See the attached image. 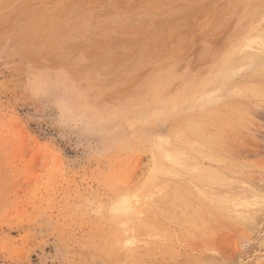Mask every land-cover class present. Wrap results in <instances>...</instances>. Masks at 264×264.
Instances as JSON below:
<instances>
[{"label":"rangeland","instance_id":"1","mask_svg":"<svg viewBox=\"0 0 264 264\" xmlns=\"http://www.w3.org/2000/svg\"><path fill=\"white\" fill-rule=\"evenodd\" d=\"M254 3L0 0V264H264V70L215 77ZM205 108L195 181L153 143Z\"/></svg>","mask_w":264,"mask_h":264},{"label":"bare ground","instance_id":"2","mask_svg":"<svg viewBox=\"0 0 264 264\" xmlns=\"http://www.w3.org/2000/svg\"><path fill=\"white\" fill-rule=\"evenodd\" d=\"M237 1V0H235ZM253 2H255L254 4H244V13L242 18L239 20L238 24H237V28L236 31L234 33H231L230 36L228 37V42H229V49L225 52H222L220 54V58L216 61L217 65H215L214 67L216 68V72L215 73V77L217 79V82H221L225 79H227V81L231 79V77H233V75L235 73H240L239 71L242 72L243 69H245V76L249 77V76H255L257 71L259 70H264V7H260V5H258L256 3V0H252ZM192 2V1H190ZM189 2V4H190ZM193 4V2L191 3ZM194 6V5H193ZM192 7V6H191ZM200 9V8H199ZM194 11V10H193ZM221 12V11H220ZM223 12V11H222ZM242 12V11H241ZM176 14V13H175ZM186 15V14H184ZM199 15V14H198ZM184 17V16H183ZM188 18V17H187ZM205 18V17H204ZM250 18H255L252 22L250 21ZM130 19V18H129ZM203 20V19H202ZM100 21V20H99ZM167 22V21H166ZM186 22V21H185ZM174 23V22H173ZM259 24L258 26H255V24ZM189 24V23H188ZM152 25V24H151ZM168 26H170L168 24ZM120 27V26H119ZM125 28V27H124ZM179 28V27H178ZM129 29V28H128ZM166 29H168L166 27ZM201 29V28H200ZM127 30V29H126ZM155 30V29H154ZM106 31V30H105ZM134 31V29H133ZM149 31V30H148ZM178 32V31H177ZM165 33V32H164ZM148 34V33H147ZM146 34V35H147ZM168 34V33H167ZM152 35V34H151ZM156 35V33H155ZM164 36V34H163ZM157 37V36H156ZM161 37V36H160ZM165 37V36H164ZM171 37V36H170ZM155 39V37H154ZM153 39V40H154ZM138 42V41H137ZM167 42V41H166ZM169 42V41H168ZM170 43V42H169ZM161 44V43H160ZM112 57V56H111ZM213 65V64H212ZM247 69V70H246ZM209 71V69H208ZM207 71V72H208ZM215 71V70H214ZM260 72V71H259ZM237 73V74H238ZM206 76L207 74L209 75V73H205ZM244 75V74H243ZM257 76V75H256ZM213 78V77H212ZM242 78V77H241ZM194 79V78H193ZM257 79V77H256ZM208 80V79H207ZM206 80V81H207ZM204 81V80H203ZM210 81V80H209ZM207 81V82H209ZM202 83V88H203V94H201L203 97L204 93H212L215 92V88H219V91L221 90V87L219 86H213L211 83ZM263 82V81H262ZM228 82H226L227 84ZM234 84V83H232ZM242 84V83H241ZM257 85V84H255ZM198 86V85H197ZM221 86H222V82H221ZM234 86V85H233ZM258 87V86H257ZM261 87V86H260ZM201 88V89H202ZM239 89V88H238ZM245 89V88H244ZM254 89V88H253ZM248 90V89H247ZM202 91V90H200ZM235 91V90H234ZM250 91V90H249ZM236 92V91H235ZM261 92V91H260ZM230 93V92H229ZM233 93V92H231ZM251 93V92H250ZM205 94V95H206ZM239 94V93H236ZM253 94V93H252ZM229 95V94H228ZM242 95V94H241ZM244 95V94H243ZM245 96V95H244ZM198 97V98H201ZM243 97V96H242ZM209 98V97H208ZM206 98V100L208 99ZM232 98V97H231ZM205 98H201V100H204ZM195 100V99H194ZM211 100V98H210ZM232 100V99H231ZM201 102V101H200ZM204 102V101H203ZM202 102V103H203ZM205 103V102H204ZM203 103V104H204ZM208 103V101H207ZM206 103V104H207ZM212 103V102H211ZM225 103V102H224ZM201 104V103H200ZM215 104V103H214ZM229 104V103H228ZM235 106V105H234ZM238 107V106H237ZM241 107V106H240ZM190 109V108H188ZM187 109V110H188ZM198 109V108H197ZM228 109V108H227ZM233 109V108H232ZM239 109V108H238ZM191 110V109H190ZM193 110V109H192ZM241 111V110H240ZM209 110L205 108V110L203 109H199V111L196 113L194 112V114H196L193 118L190 117H181V121L178 122L177 127L175 128H171L170 129V135L168 140H160L161 138H159V140H156V142H154L153 144H155V149H156V155L158 156V158L161 157H167V158H172L171 161H173L174 163L177 164H184L186 166V169H193V167L195 166V168H197V173L193 175L191 174V176H194V179L196 178L198 181H204V180H209L211 179L212 173L211 174H207V172H205V170L208 169H202L201 172H199L200 166H201V158L202 157H208L211 156L213 153H211V147L214 146H210V144H212L213 142L209 139V134L208 136L203 133L200 132V129H203L204 124L200 123L201 121L204 120L205 117H207L209 115ZM214 112V111H213ZM216 112V111H215ZM193 113V112H192ZM202 115H201V114ZM229 113V112H228ZM237 113V112H236ZM211 114V113H210ZM232 114V113H231ZM210 116V115H209ZM207 119V118H206ZM215 119V118H214ZM165 120V119H164ZM223 121V120H222ZM208 123V122H207ZM227 124V123H226ZM174 125V124H173ZM205 132V131H204ZM159 136V135H158ZM212 136V135H211ZM166 138V137H165ZM211 138V137H210ZM151 141V140H150ZM155 141V140H154ZM187 147V148H186ZM217 149V148H213ZM190 151L192 152L191 158H190ZM215 151V150H214ZM188 157L189 161H184V159ZM214 157V156H212ZM187 158V159H188ZM204 159V158H203ZM202 159V160H203ZM210 159V157H209ZM164 160V159H163ZM170 160V159H169ZM184 161V162H183ZM201 163V164H200ZM190 165L192 167H190ZM200 165V166H199ZM172 166V165H171ZM185 166L183 167V169L185 168ZM162 167V166H161ZM169 167V165H168ZM182 168V167H181ZM182 169V171H183ZM148 170V168H147ZM176 170L173 169V167H171V171L169 172H174ZM187 170H184V172ZM190 171V170H189ZM209 171V170H208ZM180 172V171H179ZM182 174V173H181ZM180 175V174H179ZM215 175V174H213ZM217 175V174H216ZM183 176V175H182ZM155 177V175H154ZM171 177V176H170ZM188 177L190 178V176L188 175ZM216 178V176H214V179ZM154 179V178H153ZM195 179V181H196ZM217 179H218V175H217ZM193 181V179H191ZM194 181V182H195ZM213 181V180H212ZM204 184V183H203ZM212 184V182H211ZM126 185V184H125ZM139 185V184H138ZM229 187V186H228ZM158 192V191H157ZM223 192V191H222ZM248 192V190H247ZM253 193L248 194L249 196H255L254 191H252ZM203 194V193H202ZM208 195L211 196V194L207 193ZM215 194V193H214ZM224 194V193H223ZM247 194V193H245ZM246 196L244 194H242L240 192V196ZM214 196V195H213ZM242 196V197H243ZM203 197V195H202ZM217 197V196H216ZM215 199L218 200L219 203H222L223 200L220 198H216ZM220 197V196H219ZM241 197V198H242ZM207 198H211L213 199V197H207ZM228 198V197H227ZM232 198V197H231ZM246 198L248 199L249 197L246 196ZM245 198V200H247ZM244 199V198H243ZM216 200V202H217ZM229 200V199H228ZM209 201V200H208ZM212 201V200H211ZM215 201V200H214ZM213 201V202H214ZM242 201V200H241ZM210 202V201H209ZM244 202V201H243ZM246 202V201H245ZM244 202V203H245ZM248 202V201H247ZM130 203V202H129ZM249 203V202H248ZM124 204V203H123ZM122 204V205H123ZM131 204V203H130ZM232 204V203H231ZM128 205V203H127ZM131 206V205H130ZM216 207V206H215ZM207 208V207H206ZM137 213V212H136ZM208 213V212H207ZM246 219L248 216H245ZM252 217V216H251ZM253 218V217H252ZM260 218V217H259ZM244 218V220H246ZM251 219V218H250ZM132 221V220H131ZM137 221V220H136ZM140 221V220H139ZM249 223V222H247ZM262 223V222H261ZM260 223V224H261ZM246 224V223H245ZM262 225V224H261ZM251 229V228H250ZM244 237V236H243ZM251 243V242H250ZM241 246V245H240ZM257 246V245H256ZM241 250V249H240ZM264 251V250H263ZM245 254V253H244ZM229 255V254H228ZM242 255V254H241ZM227 257V256H226ZM232 260V259H231ZM226 261V260H225ZM227 263H230V260L226 261ZM226 263V264H227ZM263 264V263H262Z\"/></svg>","mask_w":264,"mask_h":264}]
</instances>
